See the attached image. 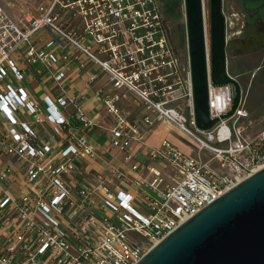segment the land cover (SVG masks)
Returning a JSON list of instances; mask_svg holds the SVG:
<instances>
[{
    "label": "built area",
    "instance_id": "1",
    "mask_svg": "<svg viewBox=\"0 0 264 264\" xmlns=\"http://www.w3.org/2000/svg\"><path fill=\"white\" fill-rule=\"evenodd\" d=\"M26 1L17 19L0 6V264H136L187 219L264 167V132L244 137L240 123L249 113L242 101L229 119H220L235 94L231 85L212 86L210 74V118L219 121L211 131L194 126L188 61L171 42L159 0ZM41 31L62 56L37 49L34 36ZM80 56L109 77L113 92L95 96L105 117L114 120L109 145L127 153L124 162H132L129 143L140 142L142 134L138 122L118 109L120 90L186 135L193 156L162 140L149 156L161 168L132 163L135 179L119 175L114 189L101 174L88 172L97 150L86 134L96 123L81 108L65 120L45 98L51 127L44 135L36 132L29 121L41 124L44 113L21 86L12 85V76L22 78L16 61L22 57L26 65L50 72L64 90V73H54L52 65ZM185 96L189 117L176 105ZM73 103L57 99L63 108ZM72 119L80 136L70 131ZM154 122L143 117L148 129Z\"/></svg>",
    "mask_w": 264,
    "mask_h": 264
},
{
    "label": "water",
    "instance_id": "2",
    "mask_svg": "<svg viewBox=\"0 0 264 264\" xmlns=\"http://www.w3.org/2000/svg\"><path fill=\"white\" fill-rule=\"evenodd\" d=\"M210 2V56L206 49L202 0H183L194 126L214 129L210 118L211 85L233 87L231 117L242 101L239 82L227 73L222 0ZM210 67H209V64ZM136 264H264V167L174 230Z\"/></svg>",
    "mask_w": 264,
    "mask_h": 264
},
{
    "label": "crops",
    "instance_id": "3",
    "mask_svg": "<svg viewBox=\"0 0 264 264\" xmlns=\"http://www.w3.org/2000/svg\"><path fill=\"white\" fill-rule=\"evenodd\" d=\"M34 39L37 49L42 48L43 50L50 51V53L54 54L56 57L62 56L63 52L51 44V39L44 31L36 34ZM73 52V48L67 49V54L71 55ZM16 68L17 71L20 72L22 78L18 80L15 76H12L10 79L12 85L21 86L26 93H28L32 101L41 105L42 113H44V116L42 115L44 119L42 123L38 125L29 117L31 119L29 121L30 124L40 135L46 134V131L51 127L45 116L44 108L47 107L44 101L45 98L56 103L59 115L65 120L70 119L76 107L81 108L85 115L93 119L96 124L92 128V131L86 134V138L88 142L96 148L97 157L91 160L92 162L88 168V172L101 174L105 177L106 183L114 189L118 185L119 175H124L126 179L129 176H133V180L135 179L136 175L129 169L132 163L139 162L144 165L161 168V164L158 161H152L149 156L152 149L158 147L162 140H169L176 146L179 145L178 141L171 136V131L176 129L178 137L181 138L180 140L183 141L182 139H184L177 127L170 122L158 119L155 117L154 113H149V111L129 93L120 90L118 92L120 95V101L117 103L118 109L126 120L138 122L142 134L140 142L133 140L129 143L128 153L131 155L132 162H124L123 159L127 153H121L116 148L109 145L111 140L110 128L113 127L114 120L109 116L105 117L103 104L101 100L95 96V93L99 90H102L104 93L113 92L112 85L109 82V77L106 72H103L98 66L87 62L84 56H80L78 60L73 61H63L61 59L57 64L52 65L51 68L54 73H58V71L64 73L61 81L64 90H60L51 80L52 75L50 72L41 70V67L37 65H26L22 57L18 58L16 61ZM44 75L46 77L43 78ZM92 76H96V78L91 80ZM36 90H38V92L44 91L42 98L39 99L34 94ZM59 97L69 101L72 99L74 103L63 108L57 104V99H59ZM145 116L155 119V122L149 129L146 128L143 123V117ZM79 128L78 123L72 119L70 121V131L80 136ZM144 129L145 132H143ZM183 153L190 155L191 151L187 153L186 150Z\"/></svg>",
    "mask_w": 264,
    "mask_h": 264
},
{
    "label": "rangeland",
    "instance_id": "4",
    "mask_svg": "<svg viewBox=\"0 0 264 264\" xmlns=\"http://www.w3.org/2000/svg\"><path fill=\"white\" fill-rule=\"evenodd\" d=\"M204 3L207 6L210 55V2L204 0ZM257 3L247 1L246 6L252 7ZM29 4L26 0H0V6L16 19L22 16ZM159 4H161L163 17L169 23L171 42L175 50H178L183 60L187 62L188 50L183 0H159ZM254 12L246 9L243 0H222V15L225 17L227 73L240 83L243 107L249 113V118L245 122H241L240 125L244 128V137L249 139L259 137L264 132V15L257 17L253 23L254 30L243 32ZM44 77L46 76L44 75ZM34 94L40 99L43 97L44 91L36 90ZM176 105L186 116H190L191 108L188 96L182 98ZM170 134L178 141L179 145L177 146L181 151L187 150V153L191 151L190 155L193 156L195 149L193 143L186 139V135V137L182 136V138L185 137L182 139L183 142L178 137L176 129ZM202 157L205 161L210 158L206 153H203ZM127 180L132 181L133 176H129ZM143 192H150L153 197L156 195L146 188H143Z\"/></svg>",
    "mask_w": 264,
    "mask_h": 264
},
{
    "label": "flooded vegetation",
    "instance_id": "5",
    "mask_svg": "<svg viewBox=\"0 0 264 264\" xmlns=\"http://www.w3.org/2000/svg\"><path fill=\"white\" fill-rule=\"evenodd\" d=\"M244 1V5L246 7V9H250V10H253L255 11L249 18V22H247V25L244 29L243 32L247 31V30H250V23L252 25V29L251 30H254V25L253 23L255 22V20L257 19V17L259 16H263L264 15V0H243ZM247 1H250L251 3H254V2H258L255 6H252V7H247L246 6V2Z\"/></svg>",
    "mask_w": 264,
    "mask_h": 264
},
{
    "label": "bare ground",
    "instance_id": "6",
    "mask_svg": "<svg viewBox=\"0 0 264 264\" xmlns=\"http://www.w3.org/2000/svg\"><path fill=\"white\" fill-rule=\"evenodd\" d=\"M204 3V0H203ZM207 15V6L206 3L203 4V18H204V34L206 35V49L208 50V59H209V49H208V20L206 18Z\"/></svg>",
    "mask_w": 264,
    "mask_h": 264
},
{
    "label": "trees",
    "instance_id": "7",
    "mask_svg": "<svg viewBox=\"0 0 264 264\" xmlns=\"http://www.w3.org/2000/svg\"><path fill=\"white\" fill-rule=\"evenodd\" d=\"M250 28L252 29V25H251V23H250ZM251 29H250V31H251ZM251 34V33H250ZM240 84V83H239Z\"/></svg>",
    "mask_w": 264,
    "mask_h": 264
}]
</instances>
